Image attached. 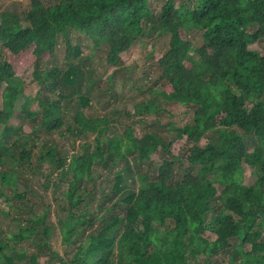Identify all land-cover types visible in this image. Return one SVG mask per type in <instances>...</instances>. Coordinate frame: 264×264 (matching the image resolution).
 <instances>
[{"label": "trees", "instance_id": "1", "mask_svg": "<svg viewBox=\"0 0 264 264\" xmlns=\"http://www.w3.org/2000/svg\"><path fill=\"white\" fill-rule=\"evenodd\" d=\"M192 2L164 0L155 14L151 0H30L21 15L0 14V198L9 207L23 199L15 189L16 170L32 160L47 186H66L61 198L69 209L59 231L70 259L52 252L63 264H190L197 258L209 264L222 251L229 264H264V47L250 49L264 44V0ZM149 28L170 42L158 62L160 78L145 87L148 96L132 111L114 105L103 115H88L97 80L72 35L95 49L106 47L107 64L117 67ZM190 32L201 36L200 46L186 38ZM60 37L66 45L63 67L43 68ZM31 47L33 79L40 87L34 97L25 96L16 69ZM62 86L67 90L55 102L49 95ZM74 97L75 113L65 120L61 102ZM167 101L192 113L184 125L165 123L163 128L174 131L172 139L145 129L148 115H157V122L171 115ZM122 113L139 118L116 132L112 124ZM38 117L51 136L66 125L65 137L79 142L81 153L62 156L52 140L35 143L9 126L13 118ZM184 137L185 152L174 154L172 144ZM131 162L152 164L154 176L135 171ZM245 165L256 174L251 184L243 182ZM99 170H113L115 183L98 198L84 189L104 183ZM30 214L27 227H13L8 241L0 242V264L37 262L35 255L26 257L21 242L47 246L52 228L46 221L57 217L46 211L39 217L32 209Z\"/></svg>", "mask_w": 264, "mask_h": 264}, {"label": "rangeland", "instance_id": "2", "mask_svg": "<svg viewBox=\"0 0 264 264\" xmlns=\"http://www.w3.org/2000/svg\"><path fill=\"white\" fill-rule=\"evenodd\" d=\"M164 0H151V5L155 14H158ZM30 4V0H0V14L3 12L18 13L23 14L26 12ZM194 5V0L191 3ZM158 32L156 29L149 28L148 32L145 33L143 37L140 38L127 52L121 55L120 63L117 67H110L106 62L107 48L102 47L100 49H95L91 41H87L84 37H77L76 34L72 35L74 44H79L82 46V56L90 58V64L87 66L97 80V83L93 86V89L89 93L91 98V104L86 107V113L91 116L103 115L114 108V105H118L121 110L132 111L134 103L139 100H145L148 93L145 90L146 86L149 84L156 83L160 78V67L158 65L159 60L162 58L164 53L169 47L170 38L169 36L157 38ZM186 38L193 43L195 47H198L202 43V38L197 32H190L186 35ZM264 44H254L250 46L252 50L263 49ZM34 48L31 47L27 52L24 60L20 64L16 65L17 75L19 79L25 85V96L34 97L40 87L33 79L34 73V63L31 59ZM65 50L66 45L62 37L58 40V46L53 57L45 56L43 60V68L46 66L58 65L63 67L65 62ZM111 77V80L109 79ZM110 86L113 90H110ZM140 88L144 89L145 94L140 91ZM66 87L58 88L54 94L49 96L58 102L59 95L65 92ZM42 97V95H41ZM1 89H0V108L2 107L1 100ZM78 105L76 97L67 99L61 102V111L63 117L72 120L75 113V108ZM164 107L168 110L171 115L164 114L160 118L162 121H154V117L157 115H148L145 121V129H153L165 134L169 139L174 136V131L170 128H163L166 126L170 120H173L177 125H184L191 119L192 113L188 112V108L176 102H163ZM37 108V103L33 104L32 110ZM117 117L118 120L114 121L112 124V130L116 132H122L126 124H130L132 121L137 120L139 117L136 115H124ZM187 113V114H186ZM39 118V119H38ZM36 120H26L19 118L18 120L13 118L9 122V126L12 130H17L18 135H27L35 141V143H41L43 141L52 140L51 143L55 144L61 151L62 156H70V154L81 153V147L78 146L73 139L65 137V131L67 126L64 125L61 128V132H58L57 136L48 135L39 124L40 118ZM136 122V121H135ZM142 127H138L137 132H140ZM2 133V126L0 125V135ZM64 135V137H63ZM16 135L7 138L11 141ZM203 143L206 142L204 138ZM187 138L184 137L178 141H175L171 150L174 154L180 155L185 152V148L188 146ZM40 147V146H39ZM38 149H34V158L38 156ZM156 162V161H154ZM36 162L32 160L31 163H25L21 168L17 169L16 176V187L18 194H22L23 199H14L10 201L13 207H9L8 202L3 198H0V242H7L9 234L11 235L13 227H27L26 221L32 218L30 214L32 212L37 216H42V213L46 211L52 216H56V219H48L46 225L52 228L51 237L47 242V246H34L32 242H21V249L24 250L26 257L35 255L38 259L35 264H63V261H68L70 259L69 249L62 244L60 235V224L59 221L66 220V210L69 206L64 202L62 193L66 186L61 185L54 187L51 183L47 184L43 181V178L38 177L37 169L34 167ZM32 165V166H30ZM130 167L138 172H148L152 177L154 176L153 165L146 162L141 164L140 162H131ZM9 170V167L6 168ZM50 172L48 171V174ZM101 183L97 181L96 183H90L84 190L93 192L95 195L100 197L99 193L101 189H107V191L115 183L114 171L113 170H102L98 172ZM43 175L45 173H42ZM47 174V173H46ZM126 177V175H125ZM40 178V179H39ZM256 178L255 171L252 167L245 165L243 170V182L245 184H251ZM128 179V177H126ZM130 180V179H129ZM110 186V187H109ZM8 190L4 189V191ZM11 190V189H9ZM8 190V191H9ZM25 192V194H24ZM97 193V194H96ZM96 198L94 201L97 202ZM99 202V200H98ZM97 202V203H98ZM28 203V204H26ZM23 204L27 208L23 207ZM112 203L107 202V205ZM106 205V206H107ZM15 206H18L16 208ZM92 209L97 208V204H91ZM64 207V208H63ZM90 209V210H92ZM17 230V229H15ZM14 230V231H15ZM91 232V231H90ZM206 236L213 240L215 235L211 232H207ZM49 247L51 252L48 250ZM55 253L57 255L52 254ZM229 254L226 251H222L219 254H213L210 256L209 264H229ZM20 264H32L27 259H23ZM190 264H204L203 258L191 259Z\"/></svg>", "mask_w": 264, "mask_h": 264}]
</instances>
